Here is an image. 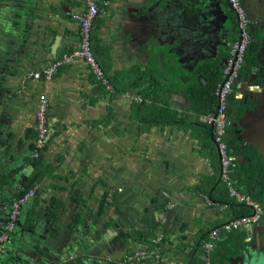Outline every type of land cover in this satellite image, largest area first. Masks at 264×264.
I'll list each match as a JSON object with an SVG mask.
<instances>
[{"label": "crops", "instance_id": "1", "mask_svg": "<svg viewBox=\"0 0 264 264\" xmlns=\"http://www.w3.org/2000/svg\"><path fill=\"white\" fill-rule=\"evenodd\" d=\"M242 3L259 48L254 56L247 52L229 97L228 138L238 145L232 176L251 195L264 179V0ZM99 5L95 57L110 78L122 74L117 83L143 103L123 91L106 92L83 60L51 81L31 76L79 48L73 14L84 11L81 0L1 5L0 231L2 205L17 200L37 174L36 197L22 209L4 264H157L130 262L138 248L161 253L167 264L206 261L209 233L235 218L220 205V156L204 122L239 36L235 15L228 0ZM41 95L48 132L36 168L29 158ZM258 203L264 209V197ZM67 257L74 258L64 263ZM208 258L210 264H264V214L249 232L223 233Z\"/></svg>", "mask_w": 264, "mask_h": 264}, {"label": "built area", "instance_id": "2", "mask_svg": "<svg viewBox=\"0 0 264 264\" xmlns=\"http://www.w3.org/2000/svg\"><path fill=\"white\" fill-rule=\"evenodd\" d=\"M84 5V11L73 14V18L80 24V45L79 48L65 53L43 72H32L31 76L35 80L51 81L60 69L72 65L77 60H83L90 68L94 76L105 87L108 93L114 92V86L107 77L104 69L100 66L93 52L92 31L96 18L102 13L103 9L99 5V0H81ZM230 10L235 14L237 20L238 39L233 42L230 47L228 59L223 69L222 77L217 82L214 89V106L213 109L204 115V122L212 127L214 132V140L220 156V179L229 189L230 197L234 200L251 208V213L231 219L223 223L219 227L213 229L209 233L207 240L203 242V248L207 255L205 260L210 264L208 254L215 248L223 233L233 231L249 232L253 226L260 224L264 209L255 201L250 194L239 190L233 180L232 170L234 167L233 153L227 143L229 130L233 126L232 121L228 117V100L234 91V87L241 77L243 66L249 47L254 43L252 34L251 21L243 6L242 0H228ZM125 97L138 103H143L146 99L142 95L134 94L128 90L124 93ZM42 103L37 114V130L39 132L35 146L32 152L34 158H39L45 147V137L47 135V119H46V96L41 95ZM36 190L32 189L25 193L21 198L15 200L8 210V222L4 230L0 233V255L3 254L11 239L12 233L16 230L22 209L28 205L33 198L36 197ZM209 204L214 201L207 198ZM74 257L64 258V263ZM130 262L148 263L155 262L157 264H167L168 259L161 253L145 248L135 249L133 255L129 256ZM171 264H183L174 261Z\"/></svg>", "mask_w": 264, "mask_h": 264}, {"label": "trees", "instance_id": "3", "mask_svg": "<svg viewBox=\"0 0 264 264\" xmlns=\"http://www.w3.org/2000/svg\"><path fill=\"white\" fill-rule=\"evenodd\" d=\"M3 1L4 0H0V9H1V5H2ZM92 47H93V52L95 54L94 46H92ZM258 48H259V44L258 43L253 44L252 46L249 47L248 54L250 53V54H252V56H254V54L258 50ZM105 73H106L107 77L109 78L110 82L112 83V85L114 86V92L115 93L116 92H120V91H123L125 93L126 91H128V90H126L127 89V87H125L126 85L121 86V84L124 83L123 81H120V84L117 83V81H119L120 78H122V74H118V75L113 76V77L110 78V76L107 74V72H105ZM100 85L105 89V87L101 83H100ZM228 117H229V112H228ZM229 132L230 133H233V130L230 129ZM227 143H228V145L230 147V150H232V152H233V150H236L237 147H238V145L236 143V140H235V136H232V137L227 138ZM29 161H30L31 165H34L36 168L37 167L39 168V166H40V159H37V158H33V159L32 158H29ZM253 168H254V166H253ZM251 170H252V168H251ZM233 180H234L235 186L237 187L236 181H235L234 178H233ZM36 182H37V174L35 175V179L32 180V181H30L27 184L25 191H23L19 195V198H21L25 193H27L29 190H31L35 186V183ZM258 184L261 187L260 191H255L254 193L251 194V196L256 201L262 203V200H263V197H264L263 196L264 195V179L263 180H258ZM220 198H221L220 199L221 200L220 205L226 206L227 207V210L230 208V213L232 215H234L235 218L236 217H239V216H244V215H247V214H250L251 213V208H249V207H247V206H245L243 204L237 203L234 200V198L230 197L229 189L226 186V184L224 185V191L221 193V197ZM214 204H219V203L214 202ZM103 205H104V203H103ZM102 209H103V206H102ZM79 221H80V217L77 216L76 217V222L79 223ZM239 232L240 231H233V232H229V234H232V235L233 234H239ZM239 242H242V241H239ZM194 260H195L194 262H191L189 264H207L206 261H204V260H202L200 258L194 257ZM211 264H212V262H211Z\"/></svg>", "mask_w": 264, "mask_h": 264}, {"label": "flooded vegetation", "instance_id": "4", "mask_svg": "<svg viewBox=\"0 0 264 264\" xmlns=\"http://www.w3.org/2000/svg\"><path fill=\"white\" fill-rule=\"evenodd\" d=\"M232 14L233 15H235L233 12H232ZM235 17V21L237 22V20H236V16H234ZM237 25V24H236ZM14 201H12V202H10V203H5V204H3L2 205V208L4 207V209H3V211H4V216H5V222H4V226H3V228L1 229V231H0V233L4 230V228H5V226H6V224H7V222H8V208L10 207V204H12ZM19 221V220H18ZM17 230H18V224H17V227H16V230L12 233V235H11V239H10V241H9V243H8V245H7V248H6V250H5V252L3 253V254H1L0 256L1 257H3V256H5L6 255V253L11 249V244H12V242L15 240V235L17 234ZM5 262V261H4ZM2 264H4V263H2Z\"/></svg>", "mask_w": 264, "mask_h": 264}, {"label": "water", "instance_id": "5", "mask_svg": "<svg viewBox=\"0 0 264 264\" xmlns=\"http://www.w3.org/2000/svg\"><path fill=\"white\" fill-rule=\"evenodd\" d=\"M12 244H13V242H12ZM12 252H13V250L10 249V250L6 253V255H10V253H12ZM6 255L3 256V257L0 256V264L4 263L5 258H6ZM255 261H256V259H255ZM33 262H34V261L32 260L31 264H33Z\"/></svg>", "mask_w": 264, "mask_h": 264}]
</instances>
